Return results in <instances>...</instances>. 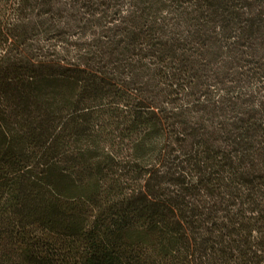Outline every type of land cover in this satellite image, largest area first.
I'll list each match as a JSON object with an SVG mask.
<instances>
[{
	"label": "trees",
	"instance_id": "16d2710c",
	"mask_svg": "<svg viewBox=\"0 0 264 264\" xmlns=\"http://www.w3.org/2000/svg\"><path fill=\"white\" fill-rule=\"evenodd\" d=\"M0 264H264V0H0Z\"/></svg>",
	"mask_w": 264,
	"mask_h": 264
}]
</instances>
